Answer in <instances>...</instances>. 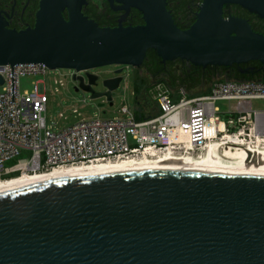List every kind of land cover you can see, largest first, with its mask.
Segmentation results:
<instances>
[{
	"label": "water",
	"instance_id": "water-1",
	"mask_svg": "<svg viewBox=\"0 0 264 264\" xmlns=\"http://www.w3.org/2000/svg\"><path fill=\"white\" fill-rule=\"evenodd\" d=\"M109 1L138 11L143 24L101 28L83 16L85 0H40L33 27L22 30L0 18L12 103L17 65L86 72L73 76L75 92L109 106L122 68L139 70L150 51L163 63L264 68V35L223 17L236 5L264 20V0H204L186 30L165 0ZM109 66L121 67L117 77L90 73ZM0 264H264V175L137 170L1 190Z\"/></svg>",
	"mask_w": 264,
	"mask_h": 264
},
{
	"label": "built area",
	"instance_id": "built-area-1",
	"mask_svg": "<svg viewBox=\"0 0 264 264\" xmlns=\"http://www.w3.org/2000/svg\"><path fill=\"white\" fill-rule=\"evenodd\" d=\"M48 71L42 65L14 66L12 103V67H0V181L165 155L200 159L213 145L248 153L264 151V111L251 107L253 100H264V81H216L207 96H182L177 103H172L164 85H154L155 116L138 121L131 114L127 120L83 121L55 134L45 125L44 83L35 81L29 91H19L21 77ZM66 71H72V78L86 73ZM58 83L64 86L61 80ZM218 101L228 103L226 111L215 106ZM120 111L129 113L126 107ZM21 151H30L31 157L6 168L5 163Z\"/></svg>",
	"mask_w": 264,
	"mask_h": 264
},
{
	"label": "rangeland",
	"instance_id": "rangeland-1",
	"mask_svg": "<svg viewBox=\"0 0 264 264\" xmlns=\"http://www.w3.org/2000/svg\"><path fill=\"white\" fill-rule=\"evenodd\" d=\"M154 57L153 53H149L146 56V60L152 63L154 62ZM119 69H121V67L109 66L92 70L90 73L96 75L99 77V80L102 81L117 77L114 72ZM122 69L123 71L119 76L122 77L123 80L118 89L112 93L111 106H109L104 99L91 100L89 94L81 91L75 92L74 83L72 82L73 73L72 71L66 70H49L46 75L21 77L19 81V91L21 93L29 91L32 88L31 83L35 81L44 83L48 100L44 114L45 125L55 134L83 121L127 120L130 118V114L135 116V119L138 121L141 120L138 116L144 119L157 115L158 108L154 99L156 98V87H154V85L156 86L167 82L169 78L168 72L166 75L156 74V72L149 73L150 75L144 73L138 75L142 81L140 86L137 87L139 90L137 97L140 102L139 107L141 108V112H138V107L135 102V70L130 68ZM263 75L264 71L255 81H261ZM60 80L64 83V86H60L58 83ZM221 80L223 79H215L208 84L198 82L197 85L192 87H182L175 83H170L168 87L164 84L162 85L166 87H163L164 90L170 93L172 103H177L182 96L186 98L207 96V93H210V88L213 83ZM95 90L96 92L102 91L100 87ZM231 104H234V102ZM215 106L224 112L228 108V103L218 101ZM122 107H126L129 113H122L120 111ZM251 107L253 111H264V100H253L251 102ZM223 119L226 120L225 118ZM30 157V151H21L14 159L7 161L4 166L6 168L11 167L19 160L29 159Z\"/></svg>",
	"mask_w": 264,
	"mask_h": 264
},
{
	"label": "flooded vegetation",
	"instance_id": "flooded-vegetation-1",
	"mask_svg": "<svg viewBox=\"0 0 264 264\" xmlns=\"http://www.w3.org/2000/svg\"><path fill=\"white\" fill-rule=\"evenodd\" d=\"M39 1L0 0V18L7 22L10 29L22 30L31 28L35 23V14L39 7ZM165 1L166 9L170 13L175 25L181 30H186L195 22L196 14L199 12V7L204 0ZM81 12L85 18L93 21L101 28H114L119 25L123 27L138 26L143 24L142 16L138 11L135 9L126 10L115 1L85 0ZM64 17L66 18V13H64ZM223 17H235L245 20L255 33L264 35V20L259 19L256 15L249 13L239 6H224ZM240 67L200 68L181 61L163 63L155 56L154 62L150 63L149 60H145L142 67L135 71V74L140 75L144 73L150 75L149 73L156 72V74L166 75L168 72V81L165 82L166 84L162 83L165 86L168 87L170 83H175L182 87H192L197 85L198 82L208 84L219 78L223 79V81H234L235 73L243 70Z\"/></svg>",
	"mask_w": 264,
	"mask_h": 264
},
{
	"label": "bare ground",
	"instance_id": "bare-ground-1",
	"mask_svg": "<svg viewBox=\"0 0 264 264\" xmlns=\"http://www.w3.org/2000/svg\"><path fill=\"white\" fill-rule=\"evenodd\" d=\"M137 170L200 171L260 176L264 175V151L256 150L248 153L245 150H233L229 147L221 149L213 145L209 147L208 152L200 159L165 155L157 159L143 158L88 167H67L55 169L48 173L23 175L22 177L0 181V191L53 180Z\"/></svg>",
	"mask_w": 264,
	"mask_h": 264
},
{
	"label": "trees",
	"instance_id": "trees-1",
	"mask_svg": "<svg viewBox=\"0 0 264 264\" xmlns=\"http://www.w3.org/2000/svg\"><path fill=\"white\" fill-rule=\"evenodd\" d=\"M149 53H153L154 54V52L150 51V52L147 53V55ZM154 56H156V55L154 54ZM241 67H242L243 70L248 69V71L246 73H244V74H242L240 72H239L240 73L239 74L238 72H236L235 76L233 78L234 81L235 80L236 81H243V82L255 81V80H257V78L264 71V68H262V66L260 64H258V63H250V64H247V65H244V66H241ZM262 77H263V79L261 81H264V75ZM141 82H142L141 79L139 78L138 74L136 73L135 74V86H134L135 87V98H136L135 102H136V105L138 107V110H140V112H141V108L139 107L140 102H139L138 97H137L139 90H138L137 87L140 86ZM207 94H209V92ZM138 118L142 119L141 116H138Z\"/></svg>",
	"mask_w": 264,
	"mask_h": 264
}]
</instances>
